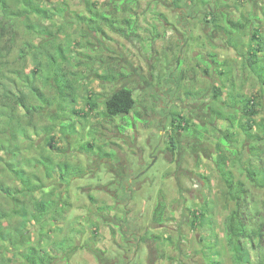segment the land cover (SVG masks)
<instances>
[{
    "label": "clouds",
    "instance_id": "1",
    "mask_svg": "<svg viewBox=\"0 0 264 264\" xmlns=\"http://www.w3.org/2000/svg\"><path fill=\"white\" fill-rule=\"evenodd\" d=\"M0 264H264V0H0Z\"/></svg>",
    "mask_w": 264,
    "mask_h": 264
}]
</instances>
